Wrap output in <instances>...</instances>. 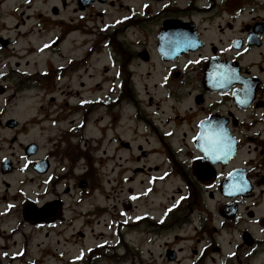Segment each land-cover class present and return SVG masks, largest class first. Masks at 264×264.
Listing matches in <instances>:
<instances>
[{"label": "flooded vegetation", "instance_id": "obj_1", "mask_svg": "<svg viewBox=\"0 0 264 264\" xmlns=\"http://www.w3.org/2000/svg\"><path fill=\"white\" fill-rule=\"evenodd\" d=\"M15 9L0 51L31 94L15 111L0 103V264L19 238H58L80 218L83 239L105 214L93 195L118 180L99 136L126 149V264H264V0ZM246 180V196L220 193Z\"/></svg>", "mask_w": 264, "mask_h": 264}, {"label": "rangeland", "instance_id": "obj_2", "mask_svg": "<svg viewBox=\"0 0 264 264\" xmlns=\"http://www.w3.org/2000/svg\"><path fill=\"white\" fill-rule=\"evenodd\" d=\"M22 2L23 0H0V29H4V31L0 32V35H2L3 38L13 36V33L10 32L13 21L12 17L15 14V8L21 7ZM39 9L40 8L37 10ZM14 59L11 50L0 51V86H4L0 89H2V92L5 91L4 94H0V103L8 100L4 105L6 108H12V111H15L14 109L17 108L18 105L20 106L22 102L24 103L25 101H28L30 97L29 94H31V89L28 88L26 84H20V78L13 74ZM39 90L40 89L36 91L35 89L34 92L37 93ZM14 94H16L18 99H11ZM37 102H39L37 106L42 105V100H37ZM128 109L129 108L126 107V110ZM122 123L126 127V119H123ZM9 136L13 138V133H9ZM36 137L40 143L43 141L45 142V137ZM28 138L30 137L21 135L15 145L16 149L18 145L28 144L30 141ZM112 138V136L106 138L98 137L100 141H103L99 155L103 156V150L108 151L109 159L105 160L107 161L106 166L109 172L114 168V178L117 179L118 182L113 184L111 187L112 189L109 188L107 190L108 198L98 196L99 194L93 195L96 196V201H94L95 206H105L107 211L104 215L100 213L99 217L95 218L92 221V224L82 232L85 234V237L83 239L79 237L78 230L83 229L82 225L83 222H85L84 219L79 218L76 223L74 222L76 230L67 231L61 237H52L48 241L43 237H39L37 234L34 236V241L31 239L30 241H26V238L25 240L19 238L18 241L20 245L8 251L11 252V255L19 253L24 250L21 246L28 244L26 254L22 258H19L17 254V258H15L17 260H14L13 262H8V259H2L1 264H35V260L37 261V264H126V226L123 225V227H120V224L118 223V220L121 219V224H126V215L121 211L122 204L126 200V182L123 183L122 181V178L126 177V149L120 150V148H117V143H110ZM121 138L126 140V134L121 136ZM4 148L7 149V145H4ZM5 154L7 153L4 152L3 155ZM111 156H114V159H110ZM171 190L172 188L170 189V192ZM92 198L91 201L84 202L81 210H84L87 204L93 202ZM105 201L107 202L104 203ZM79 210L80 208L77 207V211ZM102 211H104V209H102ZM13 221H16V219L9 220V222ZM14 224L15 222L12 223L13 226ZM11 226H6V229H11ZM74 227H71L70 229ZM23 230L28 233L31 231L30 228ZM121 230H124L125 232H123L124 235L122 234L123 238L118 234ZM41 242H43L42 244H44L43 246L46 248L44 251L39 250L38 246ZM95 247L100 248L96 251L90 252L94 250L91 248ZM46 251H48L49 254L45 253ZM73 258H82V261L73 263V261L71 262L70 260H73ZM33 259L35 260L32 261ZM28 260L31 262H28Z\"/></svg>", "mask_w": 264, "mask_h": 264}, {"label": "snow or ice", "instance_id": "obj_3", "mask_svg": "<svg viewBox=\"0 0 264 264\" xmlns=\"http://www.w3.org/2000/svg\"><path fill=\"white\" fill-rule=\"evenodd\" d=\"M207 147L205 148L206 152H215L218 149V142L213 136L206 137Z\"/></svg>", "mask_w": 264, "mask_h": 264}]
</instances>
